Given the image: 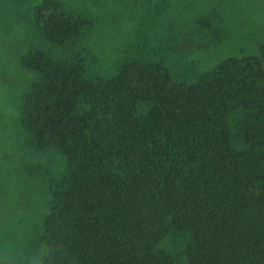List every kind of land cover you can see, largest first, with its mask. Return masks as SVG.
<instances>
[{
    "label": "trees",
    "instance_id": "trees-1",
    "mask_svg": "<svg viewBox=\"0 0 264 264\" xmlns=\"http://www.w3.org/2000/svg\"><path fill=\"white\" fill-rule=\"evenodd\" d=\"M34 23L67 47L85 13L41 0ZM21 123L64 169L50 178L42 241L66 264H264V44L195 75L125 59L92 76L78 56L33 47ZM185 234L184 259L159 247Z\"/></svg>",
    "mask_w": 264,
    "mask_h": 264
},
{
    "label": "rangeland",
    "instance_id": "rangeland-1",
    "mask_svg": "<svg viewBox=\"0 0 264 264\" xmlns=\"http://www.w3.org/2000/svg\"><path fill=\"white\" fill-rule=\"evenodd\" d=\"M41 0H0V264L43 244L47 185L64 169L54 147H38L21 123L34 72L19 59L28 49L78 56L92 76L111 75L125 59L160 60L176 76L210 68L264 44V0H62L92 25L67 47L51 45L34 23ZM185 234L159 244L184 259Z\"/></svg>",
    "mask_w": 264,
    "mask_h": 264
},
{
    "label": "clouds",
    "instance_id": "clouds-1",
    "mask_svg": "<svg viewBox=\"0 0 264 264\" xmlns=\"http://www.w3.org/2000/svg\"><path fill=\"white\" fill-rule=\"evenodd\" d=\"M68 258L69 250L63 241L54 240L20 254L18 264H66ZM2 264H7V261Z\"/></svg>",
    "mask_w": 264,
    "mask_h": 264
}]
</instances>
